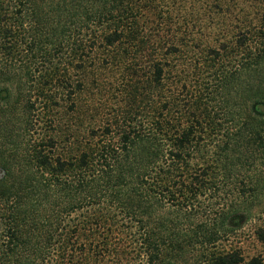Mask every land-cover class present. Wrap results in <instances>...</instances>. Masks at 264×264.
I'll return each mask as SVG.
<instances>
[{
  "label": "trees",
  "instance_id": "16d2710c",
  "mask_svg": "<svg viewBox=\"0 0 264 264\" xmlns=\"http://www.w3.org/2000/svg\"><path fill=\"white\" fill-rule=\"evenodd\" d=\"M199 2L0 0V264H264V0Z\"/></svg>",
  "mask_w": 264,
  "mask_h": 264
},
{
  "label": "rangeland",
  "instance_id": "374dc122",
  "mask_svg": "<svg viewBox=\"0 0 264 264\" xmlns=\"http://www.w3.org/2000/svg\"><path fill=\"white\" fill-rule=\"evenodd\" d=\"M197 2V0H195ZM201 2V0H200ZM199 2V3H200ZM195 3L194 5H196ZM200 3L199 5H201ZM205 4V3H204ZM185 11L190 12V10H193L195 8L191 7L192 3L188 2L186 3ZM198 5V4H197ZM202 11V9H200ZM196 11V10H195ZM186 13V14H187ZM205 13V11L201 12ZM223 21V18L219 17V19L215 20V24H217V28H220V22ZM183 20L181 21V24ZM208 23L209 21H205V23ZM224 22V21H223ZM182 29H185V27L181 26ZM203 22H194L189 25L188 30L192 32L193 37L195 36L196 39L200 38V35L202 33H205L203 30ZM209 31V30H208ZM221 31V30H220ZM218 31V33L220 32ZM211 34L212 32L209 31ZM107 108L104 110L101 106H99L100 110L97 112V126L102 124V121L112 120V117L109 115L114 114L116 110V106L114 105V96H109L107 98ZM102 105L105 104V101H101ZM64 105V104H63ZM62 111V110H59ZM63 114V113H62ZM61 114V115H62ZM81 121L83 124H87V122H84L81 118L79 120L76 119V116L72 120H60L59 126L54 128L53 132L49 133H82L81 131ZM78 127V128H77ZM79 131H78V130ZM99 132V131H98ZM250 169V168H249ZM260 203L262 206L259 208H256V210L253 212L252 217L249 219H244L243 224L240 228H238L233 234L229 235L228 237H220V242H218V246L222 247L224 245L230 244L235 245L237 248H240V251L246 258H252V257H259L264 262V243L257 240L255 236V230L257 227L264 226V196L261 195L260 197Z\"/></svg>",
  "mask_w": 264,
  "mask_h": 264
}]
</instances>
